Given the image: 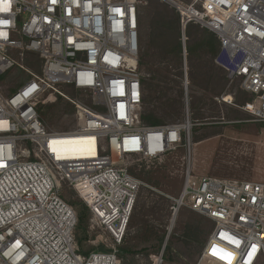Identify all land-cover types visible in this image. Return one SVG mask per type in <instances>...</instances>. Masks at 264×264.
I'll return each instance as SVG.
<instances>
[{
  "label": "built area",
  "instance_id": "built-area-1",
  "mask_svg": "<svg viewBox=\"0 0 264 264\" xmlns=\"http://www.w3.org/2000/svg\"><path fill=\"white\" fill-rule=\"evenodd\" d=\"M179 13L188 88L186 28L213 32L215 64L250 95L242 109L264 122V0H163ZM144 0H0V79L14 68L27 74L16 88L0 84V264H123L125 243L144 182L126 163L133 155L161 161L175 149L192 152L190 117L145 124V88L139 69V18ZM29 59L28 67L11 50ZM73 88L88 101L73 98ZM62 96L81 116L78 127H48L40 105ZM220 101L233 104L232 94ZM66 134L94 135L96 155H68L56 144ZM63 137V136H62ZM90 146V145H89ZM171 207L173 218L152 264L164 252L179 208L210 219L214 227L196 264H264V183L192 178ZM74 190L89 212L90 229L113 241L83 253L76 236L79 211L64 197ZM90 232V231H89ZM109 245V244H108Z\"/></svg>",
  "mask_w": 264,
  "mask_h": 264
},
{
  "label": "rangeland",
  "instance_id": "rangeland-1",
  "mask_svg": "<svg viewBox=\"0 0 264 264\" xmlns=\"http://www.w3.org/2000/svg\"><path fill=\"white\" fill-rule=\"evenodd\" d=\"M143 10L146 22L148 6ZM192 45L193 42L189 41L187 46L189 53ZM10 54L19 62L36 69L33 64L30 65L28 58L25 60L21 58L18 51L13 49ZM187 61L190 67L187 89L185 88V59L182 47L178 62L172 63L173 69L170 72L169 84L158 83L157 87L151 93L148 92L147 95L152 96V104L155 105L153 107H156V114L164 122L185 119L188 100L190 117L197 123L192 130V152L189 157L186 146H181L167 154L161 161H151L138 155L126 159L130 171L134 176L141 179L144 185L137 198L125 243L121 245V247L131 249L129 252L122 253L126 257V262L123 260V264H152L150 257L159 254L165 243L167 226L173 218L171 207L174 200L180 198L182 194L188 168L191 170L192 178L213 177L235 183L243 181L264 183V122L255 121L250 113L242 109V102L229 104L220 101L219 97L222 94L211 96L201 87L199 81L203 73L212 71L214 66L222 70L215 64L213 55L210 53L189 54ZM27 78L26 73L14 68L1 77L0 84L3 83L2 86L7 91L16 88ZM60 88L73 98L88 101L86 95L80 91L65 86H60ZM227 89L226 94H232L234 98L239 96L240 101L246 96L248 99L251 98L250 95L242 93L244 90L241 88L240 81H235L232 84L229 82ZM163 92H166L165 96L168 98L181 100L183 96V104L175 103L173 105L174 110H164L161 108V104L167 98L163 96ZM203 98H205L204 101H202ZM194 102L198 105L197 109L192 107ZM40 107L42 108L40 113L46 125L55 131H73L81 121V116L75 106L62 96H58L54 101H49ZM177 108L179 113L175 111ZM196 112L209 118L197 119L194 116ZM236 112L239 113V117H242L241 119L237 118ZM212 124L219 127L203 128V125ZM213 130H221L222 133L201 141H197L195 138ZM63 192L64 197L79 211L78 203L82 200L77 193L67 189V187ZM189 224H199L202 234L209 231L211 227L207 217L191 210L186 205L181 206L175 217L167 244L168 252L176 258V262L164 259V264H196L200 259L203 249L200 252L198 244L189 246L187 243L189 240L185 236V231ZM149 228L151 232L159 231L164 236V242L160 247H153L150 243L145 242L147 235H149ZM76 236L80 241L81 250L86 252L102 251L113 244L110 236L101 227L96 226L94 229H90L89 219H87V230L77 229ZM147 246L146 252L144 247ZM156 248L159 252H156Z\"/></svg>",
  "mask_w": 264,
  "mask_h": 264
},
{
  "label": "trees",
  "instance_id": "trees-1",
  "mask_svg": "<svg viewBox=\"0 0 264 264\" xmlns=\"http://www.w3.org/2000/svg\"><path fill=\"white\" fill-rule=\"evenodd\" d=\"M192 1V0H191ZM187 1V2H191ZM148 6V15L147 20L145 22L144 19V8ZM186 34L189 38V41L193 42L190 53L192 55H200L201 53H210L214 57L219 51L220 45L216 35L209 31L206 28H202L197 24H190L186 28ZM139 35H140V52L138 57L139 69L143 75L142 81L145 88V96L143 99L142 112H141V120L145 124H159L164 122V120L157 116L156 107L152 104V96L147 95L148 92L151 93L157 87L158 83L169 84L171 78L170 72L173 69V62H178V59L182 53V28H181V20L179 13L176 9L170 4L164 2L163 0H144V4L140 9V18H139ZM143 37V38H142ZM187 42V46H188ZM189 50V49H188ZM201 52V53H200ZM29 59L33 56L28 53ZM218 67V66H217ZM222 69V68H220ZM200 78L201 87L209 93L211 96H219L228 92L229 78L227 77V73L225 70H219L215 68L210 72L203 73ZM156 81V83H155ZM244 95L248 93L243 91ZM163 96L166 95V92L162 93ZM249 95V94H248ZM166 101L162 102L161 108L164 110L175 109L173 105L175 103L183 104V96L180 99L176 98H168ZM203 98L202 101H204ZM180 100V101H179ZM248 96L244 97L242 101H240L239 96L234 98V103L242 102L244 104L248 101ZM204 103V102H203ZM191 107V105H190ZM194 109H197L198 105L194 102L192 105ZM42 108L39 107V111ZM179 113V109L175 110ZM192 114V113H191ZM238 116L239 113L236 112ZM197 119H206L209 118L204 114L196 112L194 114ZM241 119L242 117H237ZM212 127H219L214 124L212 125H203V128L210 129ZM221 130H213L206 132L201 137L196 136L197 141H201L203 139L221 134ZM132 173V172H131ZM133 174V173H132ZM150 178V177H149ZM79 204V224L77 229H82L84 231L87 230V219H89V212L86 205L81 201ZM211 224L209 231H206L202 234V229L199 224H189L186 228V235L188 238L189 246L198 244V250H201L206 245L210 233L214 227L212 221L208 219ZM149 235H147V240L145 242L150 243L153 247H160L164 242V236L157 232H151L150 228L148 229ZM151 233V235H150ZM153 237V238H152ZM152 238V239H151ZM80 242V241H79ZM81 245V244H80ZM147 247H144L147 252ZM122 253L127 251H131V249H127L121 247ZM83 253H88L83 251ZM156 252H159L156 248ZM125 255L121 254L122 259L126 262ZM164 259H168L170 262H176L174 257L170 255L168 249L166 248L164 252Z\"/></svg>",
  "mask_w": 264,
  "mask_h": 264
},
{
  "label": "bare ground",
  "instance_id": "bare-ground-1",
  "mask_svg": "<svg viewBox=\"0 0 264 264\" xmlns=\"http://www.w3.org/2000/svg\"><path fill=\"white\" fill-rule=\"evenodd\" d=\"M62 136L58 137L55 143L63 147L68 155H96L97 148L94 135L66 134Z\"/></svg>",
  "mask_w": 264,
  "mask_h": 264
}]
</instances>
